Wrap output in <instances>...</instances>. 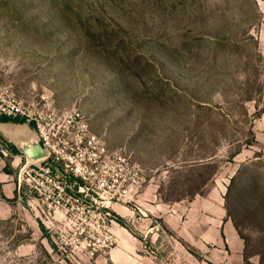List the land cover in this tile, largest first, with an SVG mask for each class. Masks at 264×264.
Wrapping results in <instances>:
<instances>
[{
    "label": "rangeland",
    "instance_id": "obj_1",
    "mask_svg": "<svg viewBox=\"0 0 264 264\" xmlns=\"http://www.w3.org/2000/svg\"><path fill=\"white\" fill-rule=\"evenodd\" d=\"M1 116L0 264H264V0H0ZM91 137L123 201L45 170Z\"/></svg>",
    "mask_w": 264,
    "mask_h": 264
},
{
    "label": "built area",
    "instance_id": "obj_2",
    "mask_svg": "<svg viewBox=\"0 0 264 264\" xmlns=\"http://www.w3.org/2000/svg\"><path fill=\"white\" fill-rule=\"evenodd\" d=\"M39 136L40 142L41 140L43 141L40 146L45 153V157L41 160H45L50 158L51 155L48 151L46 152L45 150L46 144L44 135L40 133ZM94 141L95 137H91L86 143V148L92 150L90 154L91 156H88V163L90 164V168L92 169L90 175L81 167L80 163L75 161L74 157H72L70 153L66 157H64V165L67 169H69V175H63L57 168L51 167V171L48 167H45V170L47 172H50V175L54 177L61 176L63 178H68L69 176V178L71 177L77 180L73 188L68 186V188L66 189V193L69 195L68 197L73 201H84L85 204L92 206V204L100 198V194H106L110 198H114V196H116L114 198L116 201H123L125 195L131 189H135L137 184H139L138 181L136 182V180H132V182L128 185L123 183L125 181H119L118 173H122L124 170H129L128 159L121 153H119V151H115L112 154L105 153L104 148L96 146ZM55 160H57V158H55ZM51 162L52 164L54 163L53 158ZM130 172H133L134 176L136 175L135 166L130 167ZM89 176L91 177L89 178ZM80 179L87 182V186L85 187L86 195L84 197V200H82V193H80L83 192L84 183ZM81 182L83 184H81ZM57 190L58 189H56V191ZM52 191L54 192L55 190ZM62 192H64V190H62ZM60 202L61 200L59 199L55 201L57 205H60ZM52 203L53 201H50V204H48V208H52Z\"/></svg>",
    "mask_w": 264,
    "mask_h": 264
},
{
    "label": "bare ground",
    "instance_id": "obj_3",
    "mask_svg": "<svg viewBox=\"0 0 264 264\" xmlns=\"http://www.w3.org/2000/svg\"><path fill=\"white\" fill-rule=\"evenodd\" d=\"M0 130H2L3 134L21 149H24L27 145L35 142L34 136L23 125L0 124Z\"/></svg>",
    "mask_w": 264,
    "mask_h": 264
},
{
    "label": "water",
    "instance_id": "obj_4",
    "mask_svg": "<svg viewBox=\"0 0 264 264\" xmlns=\"http://www.w3.org/2000/svg\"><path fill=\"white\" fill-rule=\"evenodd\" d=\"M13 144L19 153L31 161H38L45 157L42 147L36 141L33 144L27 145L24 149L19 148L15 143Z\"/></svg>",
    "mask_w": 264,
    "mask_h": 264
},
{
    "label": "trees",
    "instance_id": "obj_5",
    "mask_svg": "<svg viewBox=\"0 0 264 264\" xmlns=\"http://www.w3.org/2000/svg\"><path fill=\"white\" fill-rule=\"evenodd\" d=\"M0 122H2V123L13 122V123H19V124H21V123H23V120H19V119H11L10 117H7V116H1V117H0ZM8 148H9V150H10V152H11L12 154H15V155L19 154V152L17 151V149L15 148L14 145L9 144V145H8ZM205 167H206V166H205ZM232 180H233V179H231V181H232Z\"/></svg>",
    "mask_w": 264,
    "mask_h": 264
}]
</instances>
